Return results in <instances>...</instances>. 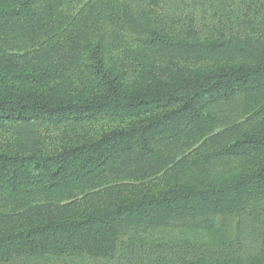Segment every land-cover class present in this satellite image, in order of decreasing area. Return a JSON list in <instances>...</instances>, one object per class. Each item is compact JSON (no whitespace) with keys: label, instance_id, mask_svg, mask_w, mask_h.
<instances>
[{"label":"trees","instance_id":"16d2710c","mask_svg":"<svg viewBox=\"0 0 264 264\" xmlns=\"http://www.w3.org/2000/svg\"><path fill=\"white\" fill-rule=\"evenodd\" d=\"M0 264H264V0H0Z\"/></svg>","mask_w":264,"mask_h":264}]
</instances>
